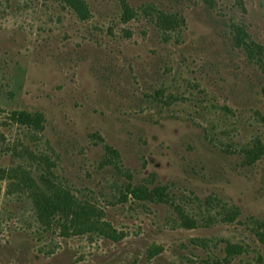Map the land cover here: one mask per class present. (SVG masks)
<instances>
[{
	"label": "rangeland",
	"instance_id": "1",
	"mask_svg": "<svg viewBox=\"0 0 264 264\" xmlns=\"http://www.w3.org/2000/svg\"><path fill=\"white\" fill-rule=\"evenodd\" d=\"M84 2L0 0V264H264V0Z\"/></svg>",
	"mask_w": 264,
	"mask_h": 264
},
{
	"label": "trees",
	"instance_id": "2",
	"mask_svg": "<svg viewBox=\"0 0 264 264\" xmlns=\"http://www.w3.org/2000/svg\"><path fill=\"white\" fill-rule=\"evenodd\" d=\"M60 1H64L80 18H88L89 11L84 0ZM124 7L125 19L129 20L133 18L135 12H133L126 3H124ZM160 19L163 27H174V24L178 25V18L173 15L166 16L163 14ZM235 42L240 46L243 45L244 49L249 52V54L252 53V50H250V47L247 46V43L242 38V33L235 35ZM20 116L23 117L24 120H31L30 116L25 114H21ZM28 180L31 184H35V181L30 177H28ZM48 197L47 200L50 203V206L47 208L48 217L46 218V222L43 221L48 228L56 225L63 230L65 235H69L70 231H73L74 228L80 229V232H83V229L92 226L95 227V231L101 232L106 229L105 226L110 227V225L103 223V226H99L100 223L96 217H98L101 212L97 210V206L92 202L80 201V199L76 198L69 189L55 188L50 191ZM50 207L52 208L51 210H49Z\"/></svg>",
	"mask_w": 264,
	"mask_h": 264
}]
</instances>
